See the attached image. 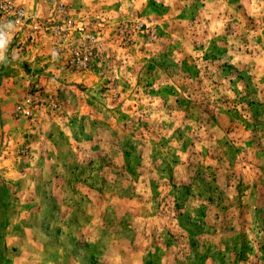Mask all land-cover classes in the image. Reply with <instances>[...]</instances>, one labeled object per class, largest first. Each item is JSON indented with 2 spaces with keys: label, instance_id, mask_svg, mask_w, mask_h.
<instances>
[{
  "label": "rangeland",
  "instance_id": "374dc122",
  "mask_svg": "<svg viewBox=\"0 0 264 264\" xmlns=\"http://www.w3.org/2000/svg\"><path fill=\"white\" fill-rule=\"evenodd\" d=\"M8 21L0 264H264V0H0Z\"/></svg>",
  "mask_w": 264,
  "mask_h": 264
},
{
  "label": "clouds",
  "instance_id": "9594fccd",
  "mask_svg": "<svg viewBox=\"0 0 264 264\" xmlns=\"http://www.w3.org/2000/svg\"><path fill=\"white\" fill-rule=\"evenodd\" d=\"M18 23L19 21L0 23V63H7L6 50ZM55 55L56 53L53 52L54 57Z\"/></svg>",
  "mask_w": 264,
  "mask_h": 264
}]
</instances>
